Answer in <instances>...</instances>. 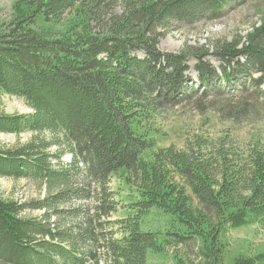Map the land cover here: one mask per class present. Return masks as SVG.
Instances as JSON below:
<instances>
[{
  "label": "trees",
  "instance_id": "1",
  "mask_svg": "<svg viewBox=\"0 0 264 264\" xmlns=\"http://www.w3.org/2000/svg\"><path fill=\"white\" fill-rule=\"evenodd\" d=\"M229 3L22 0L0 24V93L31 110L0 113V134L33 135L0 147V177L31 180L45 195L24 204L0 198V264H148L149 253L181 246L224 264L225 227L264 230V152L242 160L208 154L200 142L157 147L156 119L192 97L235 89L245 97L234 115L253 109L256 92L264 98V12L246 36L211 47L219 71L203 48L159 49L172 23H197ZM67 14L63 31L46 29ZM189 57L202 91L188 86ZM115 177L138 195L124 218L115 217ZM29 208L43 217L24 218ZM151 213L168 219L165 230L145 228ZM232 264H264V252Z\"/></svg>",
  "mask_w": 264,
  "mask_h": 264
},
{
  "label": "rangeland",
  "instance_id": "2",
  "mask_svg": "<svg viewBox=\"0 0 264 264\" xmlns=\"http://www.w3.org/2000/svg\"><path fill=\"white\" fill-rule=\"evenodd\" d=\"M22 0H0V24L10 22L15 17V12ZM222 13L215 16L204 15L197 23L189 25L172 23L171 28L165 32L161 39L159 49L165 53H182L187 47L202 49L208 54L206 61L211 63L218 71L221 62L213 55L212 46L216 42H232L237 36H246L248 31L255 25L264 12V0H232ZM70 14L65 15L53 24H47L46 29H52L56 33L63 31ZM208 16V17H205ZM40 26H45L41 21ZM197 60L188 58L190 75L193 82L189 88H199L195 67ZM264 90V86L262 88ZM255 92V89L251 90ZM231 94L223 97H212L205 99L196 96L185 101L181 106L169 110L156 119V128L160 134L157 136L158 148L174 147L184 150L189 145L203 147L208 146L205 152L216 154L225 151L230 159L242 157L247 158L251 152L258 150L264 152V98L260 93L254 94L251 99L254 103L253 109H247L245 113L234 115L233 104L239 97L235 89ZM199 104V105H197ZM201 104V105H200ZM233 105V106H232ZM0 113L30 114L31 110L25 101L16 97L0 93ZM31 134L12 135L0 134V147L13 148L28 143L32 139ZM67 164L69 157L65 158ZM123 180L115 177L111 188L116 192V201L119 211L116 218H124L131 214L130 204L138 201V195L134 190L127 187ZM44 191L37 187L31 180H12L0 177V198L5 201H13L17 204L38 202L44 198ZM44 212L29 208L23 213L27 219H40ZM51 218L50 222H53ZM168 219L160 214L151 213L145 219L147 230L167 228ZM221 242L224 247V264H232L239 256L256 257L264 252V230L258 226H251L239 230L225 227ZM148 264H205L198 259L195 251L190 247H176L165 249L162 253H149Z\"/></svg>",
  "mask_w": 264,
  "mask_h": 264
}]
</instances>
